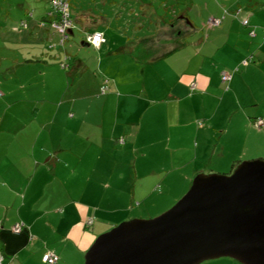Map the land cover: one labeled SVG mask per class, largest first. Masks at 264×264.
Masks as SVG:
<instances>
[{
	"label": "crops",
	"instance_id": "0c3cea01",
	"mask_svg": "<svg viewBox=\"0 0 264 264\" xmlns=\"http://www.w3.org/2000/svg\"><path fill=\"white\" fill-rule=\"evenodd\" d=\"M45 1L47 17L51 7ZM193 4L176 9L174 0H90L71 11L75 27L69 35L80 33L82 46L93 50L83 58L77 48L62 45L54 29L42 28L44 17L40 27L49 29L44 40L41 34L17 43L2 39L6 57L13 53V67L22 71L19 76L34 80L36 86L30 89L45 90L41 81L48 82L52 71L53 80L60 77L61 84H48L63 91L54 114L45 107L30 124L17 121L25 124L20 128L40 129L25 152H12L16 144L25 143L21 136L0 137V145L6 143L0 151L3 264H45L47 252L59 257L55 264H85L99 235L176 202L179 193L166 175L169 171L193 161L192 174H213L219 173L214 158L227 163L230 158L231 170L243 160L264 159V125L255 124L264 118V1H250V7L262 6L256 20L249 15L256 7L247 14L238 1L248 26L232 22L213 3L209 18L222 22L206 27L210 35L204 39L196 37L199 27L189 19ZM253 29L255 36L250 35ZM94 31L104 33L107 42L90 45L86 37ZM17 53L22 60L16 59ZM127 63L139 65L132 80L125 76ZM224 72L232 76L228 83L222 81ZM103 84L108 86L105 93ZM165 105L166 128L172 129L173 138L155 121L143 119L152 108ZM209 140L213 156L206 160L200 153ZM113 141L119 162L96 170L105 157L88 158L84 145L104 148ZM168 152L171 163L166 162ZM80 173L91 176L82 194L75 179ZM184 180L187 188L191 177ZM18 223L24 228L15 233Z\"/></svg>",
	"mask_w": 264,
	"mask_h": 264
},
{
	"label": "water",
	"instance_id": "95a60500",
	"mask_svg": "<svg viewBox=\"0 0 264 264\" xmlns=\"http://www.w3.org/2000/svg\"><path fill=\"white\" fill-rule=\"evenodd\" d=\"M221 258L264 264V159L244 161L229 174L196 175L166 212L99 235L85 264H202Z\"/></svg>",
	"mask_w": 264,
	"mask_h": 264
},
{
	"label": "rangeland",
	"instance_id": "374dc122",
	"mask_svg": "<svg viewBox=\"0 0 264 264\" xmlns=\"http://www.w3.org/2000/svg\"><path fill=\"white\" fill-rule=\"evenodd\" d=\"M90 0H71L70 1V8L73 12L75 9L83 8L84 5L86 6L89 3ZM238 1L242 2V8L244 12L247 14L249 13V9L256 7L254 10V14L252 12L249 13L250 19L251 16L253 19H258L260 17V12L262 11V6L253 5L250 7V1L252 0H174L176 4V9L178 7H184L186 8V4L188 2H193V6H191L190 10V17L189 19L197 26L199 27V30L195 33L196 37H200L202 39L207 38V35H210L208 33V28H213L208 26V18L211 16V13L213 12V3L218 5L223 9L224 14L229 16V19L232 20V22H237L240 24V22H243L242 15L236 16V13L238 10ZM264 1V0H261ZM256 3V1H255ZM47 2L45 0H0V137L2 138H11L15 136H21L22 140L25 143H19L16 144L15 148L12 149V152H15L18 150V152H25L27 150L28 141L31 137H34L36 135H39L40 129H37L36 127L29 128H20L25 124H20L17 122L21 119H24V121L27 124H30L31 119H37L40 118V112L39 110L46 107L47 110L51 109V113L54 114L55 111V102H60L61 95L63 94L62 90H53L50 86L51 83L54 86H57L59 88L60 83V77L55 78L56 80H53L51 74H53L52 71L49 74L48 82L41 81V89L45 90H33L30 89L33 86L35 88V82L31 78H26V74L23 76H19L22 71L18 72L17 67H13L14 64H12L14 54L10 53L6 57V48L7 46L2 43L3 40H9V42L17 43L18 41H28L29 38H33V35L41 34V39L44 40L47 38V32L45 30L49 29H41L40 27V21L45 15ZM78 7V8H77ZM231 9H235L233 11H230ZM163 12L165 13V9H163ZM253 15H252V14ZM33 16L31 17L30 15ZM166 14V13H165ZM215 18V17H212ZM249 19V18H248ZM229 20H227L228 22ZM24 23H28L29 26L23 27L22 25ZM243 24V23H242ZM252 26V25H251ZM253 27H259L260 29L263 28L262 26L254 25ZM44 28V27H42ZM255 30V29H253ZM53 33V32H52ZM33 34V35H32ZM55 34V33H54ZM58 34V32H57ZM44 36V39H43ZM49 37V36H48ZM60 37V36H59ZM59 37H53L56 43L59 42ZM61 39V37H60ZM83 42V36L80 33H76L74 36H70L69 41L66 42L67 49H75L79 51L80 58L88 57L91 53L92 47H84L82 46ZM93 51V50H92ZM8 58V60H7ZM16 59L19 61V59L22 60L20 53L16 54ZM84 60V59H83ZM139 71V65L127 63V69L125 70V76L130 77V79H134V75ZM18 72V73H17ZM61 84V83H60ZM154 107L151 109V111L143 116V119L148 121L152 120L156 122L159 129L163 128L165 132L167 133V136H171L173 138V131L170 128H166L169 123V118L166 117L167 115L166 110L167 105L164 106V108H158ZM183 113V111H182ZM61 116H58V119H60ZM198 122V121H197ZM153 124V123H152ZM256 128V127H255ZM162 132V131H161ZM160 135V133L158 134ZM213 136V137H212ZM118 138V136H116ZM211 139L213 140V144H217V137L214 136V134H211ZM241 137V136H240ZM212 143L211 140L205 145V151L204 153H200V155L204 159L210 160L213 155L212 154ZM6 144V143H5ZM0 145V151H4L5 147L4 145ZM99 145V144H98ZM117 145V142L113 141L112 143L107 142L105 143L104 148H101L100 146H92L90 144L84 145L83 147V155H86L88 158H91L92 156H96V158L102 153L105 157V159L101 160V163L98 164V169L100 167L104 166V164L119 162V155L116 153L113 155V153L119 150V147L115 146ZM214 145V146H215ZM215 157V156H214ZM213 157V158H214ZM212 158V159H213ZM213 160L214 166L216 168H219V174H228L231 173L236 167L232 169V163H230V158L227 163V160H221L216 159ZM258 159V158H257ZM162 160V159H161ZM255 160V159H254ZM250 161V160H243L241 161ZM167 163H171L169 160V152H168V158L166 159ZM195 167V164H193V161L190 162V164L187 166V168H177L173 171H169L166 175H169V181L172 183V187L177 188L178 199L172 206H162L160 208L153 210V215L149 218H139V219H151L155 218L162 213L166 212L170 208H172L189 190L193 179L196 175L192 174V171ZM169 169V168H168ZM200 174V173H199ZM198 175V174H197ZM190 176L191 182L188 184L186 188V180H184L185 177ZM90 175H86L83 173H80L76 176V183L78 184V187H76L79 191V193H83V188L86 186V179H90ZM96 177L93 176V182H95ZM159 204L157 201H153L152 205ZM146 206H143L141 208V211L146 210ZM159 213V214H157ZM122 223V222H121ZM119 225V224H118ZM202 264H240L239 262L231 259V258H221L211 261H206Z\"/></svg>",
	"mask_w": 264,
	"mask_h": 264
},
{
	"label": "built area",
	"instance_id": "2783aa9c",
	"mask_svg": "<svg viewBox=\"0 0 264 264\" xmlns=\"http://www.w3.org/2000/svg\"><path fill=\"white\" fill-rule=\"evenodd\" d=\"M50 5L52 9V12L50 13V15H52L53 13L54 15L58 16V19L53 18L48 24L45 22H42V26L44 27L48 25L49 27L54 29L56 32H58L62 36L60 43L64 44V42L68 39L70 32L75 27V24L72 19V15H71L69 0H50ZM239 15H240V11H237L236 16H239ZM221 22L222 20L219 18H209L208 26L216 27V26H219ZM242 23L244 26H248L249 20L244 19ZM22 26L26 27V23H24ZM250 35L255 36V31L252 30L250 32ZM86 40L90 45L94 47H99L107 42V39L104 33L100 31H94V32L88 33ZM245 63H247V61H245ZM231 79H232V76L229 72H224L222 74L223 82L228 83L231 81ZM196 86L197 84H193L192 89H195ZM105 90H106V86L104 84V86L102 87V91L104 92ZM255 124L257 127H262L264 125V118H259L255 120ZM92 223H93L92 220L88 221L89 225H92ZM23 228H24V224L18 223L13 227V231L15 233H20ZM42 261L45 264H55L59 261V257L51 252H47L43 255ZM3 262H4V255L0 252V264H3Z\"/></svg>",
	"mask_w": 264,
	"mask_h": 264
},
{
	"label": "trees",
	"instance_id": "16d2710c",
	"mask_svg": "<svg viewBox=\"0 0 264 264\" xmlns=\"http://www.w3.org/2000/svg\"><path fill=\"white\" fill-rule=\"evenodd\" d=\"M70 1H71V0H69V4H70ZM142 1H143V3H144L145 0H142ZM49 3H50V2H49ZM50 7H51V5H50ZM70 10H71V8H70ZM166 10H167V9H166ZM172 11H173V10L170 11L171 14H172ZM51 12H52V9H51ZM51 12H50V13H51ZM71 15H72V14H71ZM53 18L58 19V16H57V15H54V14L52 13V15L47 16V17H44L42 21L45 22V23H49V22H50V19H53ZM72 19H73V17H72ZM73 21H74V19H73ZM72 31H73V30H72ZM69 38H70V35H69L68 39L64 42V44H65L67 41H69ZM64 44H62V45H64ZM103 86H104V84L102 85V87H103ZM105 86H106V90H108V86H107V84H105ZM101 89H102V88H101ZM106 90H105L104 92L102 91V93H105ZM235 167H236V166H235ZM235 167H234V168H235Z\"/></svg>",
	"mask_w": 264,
	"mask_h": 264
}]
</instances>
